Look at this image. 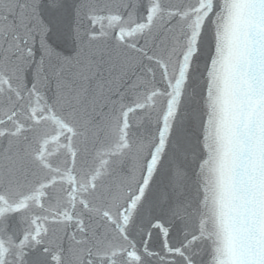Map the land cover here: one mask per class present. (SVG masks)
<instances>
[{
  "label": "snow or ice",
  "instance_id": "snow-or-ice-1",
  "mask_svg": "<svg viewBox=\"0 0 264 264\" xmlns=\"http://www.w3.org/2000/svg\"><path fill=\"white\" fill-rule=\"evenodd\" d=\"M0 264H264V0H0Z\"/></svg>",
  "mask_w": 264,
  "mask_h": 264
}]
</instances>
